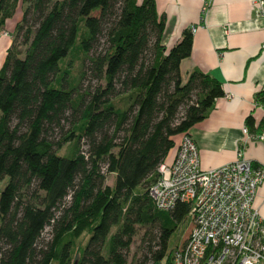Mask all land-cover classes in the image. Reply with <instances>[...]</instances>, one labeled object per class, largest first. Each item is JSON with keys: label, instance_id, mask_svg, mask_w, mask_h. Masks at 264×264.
Listing matches in <instances>:
<instances>
[{"label": "trees", "instance_id": "obj_1", "mask_svg": "<svg viewBox=\"0 0 264 264\" xmlns=\"http://www.w3.org/2000/svg\"><path fill=\"white\" fill-rule=\"evenodd\" d=\"M20 4L25 49L13 38L0 68V264H128L139 227L143 240H158L148 248L154 263L169 264L190 207L157 210L148 187L175 137L224 96L222 83L198 69L183 79L193 33L168 48L156 0H0V33ZM102 36L107 47L91 56ZM85 60L102 83L78 94L70 68ZM69 111L78 121L51 140ZM246 124L254 133L253 117ZM46 226L51 239L38 250Z\"/></svg>", "mask_w": 264, "mask_h": 264}, {"label": "crops", "instance_id": "obj_2", "mask_svg": "<svg viewBox=\"0 0 264 264\" xmlns=\"http://www.w3.org/2000/svg\"><path fill=\"white\" fill-rule=\"evenodd\" d=\"M256 2L156 0L158 14L166 20L163 43L168 48L179 42L185 30L197 27L191 55L180 64L183 79L198 69L219 80L224 90L207 117L189 130L203 169L234 161L241 144L245 157L264 168V145L244 132L250 116L254 133L264 127V111L255 104L257 94L264 91V15ZM11 43L12 35L0 34V58ZM181 137H175L176 146L165 162L173 161ZM254 203L264 216V182Z\"/></svg>", "mask_w": 264, "mask_h": 264}, {"label": "built area", "instance_id": "obj_3", "mask_svg": "<svg viewBox=\"0 0 264 264\" xmlns=\"http://www.w3.org/2000/svg\"><path fill=\"white\" fill-rule=\"evenodd\" d=\"M256 3L264 15V0ZM255 104L264 111V103ZM244 132L264 145V127ZM263 182L264 168L245 157L242 144L234 161L203 169L195 140L182 133L173 161L158 165L148 187L157 210L170 212L178 203L190 207V234L169 264H264V216L254 203Z\"/></svg>", "mask_w": 264, "mask_h": 264}, {"label": "rangeland", "instance_id": "obj_4", "mask_svg": "<svg viewBox=\"0 0 264 264\" xmlns=\"http://www.w3.org/2000/svg\"><path fill=\"white\" fill-rule=\"evenodd\" d=\"M25 6L20 4L18 6V9L16 10L15 15L6 23L5 25V30H3L0 34L7 35L11 37L12 39L15 38L16 43L22 50L25 49V46H21L22 43V38L20 35H16V24L21 21L22 19V10ZM31 22L32 19H29ZM11 33H10V32ZM11 45V44H10ZM10 47V46H9ZM107 47L106 43V38L104 36L101 37L99 44L95 47V50L91 52V56L96 55L98 53H101L104 51V49ZM2 56L0 58V68L3 66L6 55H7V50H3ZM80 61H75L71 68H70V79L71 80H76L78 81L77 87H78V94H85L94 91L95 88H97L99 85H101L102 82H100L98 79H96L93 76V73L90 70V63L88 60H85V62ZM88 100V97H87ZM183 111V109H182ZM79 112H71L69 111L67 120L63 123V128H54L51 133H50V139L54 141H58L62 136L68 132L72 126L78 121L79 119ZM68 145H63L60 149L57 150L58 153L60 154H65L66 153V148ZM81 149L83 151L88 150V145L87 141L83 139L81 141ZM7 180L4 182L0 183V190L4 187L5 183ZM113 181V175H108L106 179V184H111ZM70 200V197H67L65 202H68ZM64 204L60 206V210L63 208ZM60 210L56 211V214H60ZM192 225H191V220L189 219L185 223L181 224L180 227L176 230V232L173 234L170 240V248H173L174 246H179L182 245L186 242L190 231H191ZM115 231V228L113 229ZM146 229L139 227L138 228V233L137 235L133 238V243L130 247V249L125 253L128 259V264H165V260L154 263V261L151 258V254L149 253V246L150 245H156V241L151 242L149 240V236L146 237V240H143L144 235H145ZM51 234H52V227L51 226H46L44 231L41 234V237L39 238L37 242V249H44L46 248L48 242L51 239ZM153 235H156L153 233Z\"/></svg>", "mask_w": 264, "mask_h": 264}]
</instances>
